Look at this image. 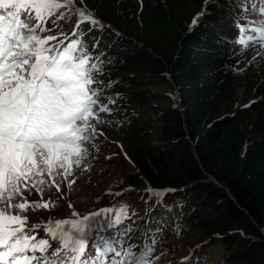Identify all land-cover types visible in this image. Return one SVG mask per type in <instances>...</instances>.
Instances as JSON below:
<instances>
[{"label": "trees", "instance_id": "16d2710c", "mask_svg": "<svg viewBox=\"0 0 264 264\" xmlns=\"http://www.w3.org/2000/svg\"><path fill=\"white\" fill-rule=\"evenodd\" d=\"M189 1L85 0L104 26L91 36L101 41L111 82L103 102L117 100L108 126L151 188L187 199L182 230L193 223L213 235L225 264H264V60L233 44L234 18L223 10L244 12L241 0L205 4L191 28ZM237 89L250 100L233 112ZM118 233L112 241L126 246L129 235Z\"/></svg>", "mask_w": 264, "mask_h": 264}, {"label": "snow or ice", "instance_id": "6c2138e0", "mask_svg": "<svg viewBox=\"0 0 264 264\" xmlns=\"http://www.w3.org/2000/svg\"><path fill=\"white\" fill-rule=\"evenodd\" d=\"M237 6H243L239 19L245 22L235 25L233 44L264 60V0L259 7L251 0L255 19L249 18L248 0ZM203 14L197 13L190 28ZM103 27L85 0H0V264H154L153 257L160 258V238L151 230L143 245L103 236L99 243L90 241L93 231L99 235L105 226L130 219L126 204L78 219L50 218L43 225L30 224L27 215L55 207L43 201L45 189L60 192L64 183L70 188L75 170H90L91 148L104 135L101 126L112 123L106 117L117 100L108 96L103 102L111 82H104L101 41L91 36ZM146 191L157 198L166 194ZM34 192L43 202L30 199ZM130 231L126 227L122 235Z\"/></svg>", "mask_w": 264, "mask_h": 264}, {"label": "rangeland", "instance_id": "374dc122", "mask_svg": "<svg viewBox=\"0 0 264 264\" xmlns=\"http://www.w3.org/2000/svg\"><path fill=\"white\" fill-rule=\"evenodd\" d=\"M201 2V0H192L188 3L191 23L197 13L205 9V2ZM208 3L216 4L215 0H209ZM256 3L259 7V0H256ZM240 4L242 5V3ZM230 10L229 12L225 8L223 12L234 18L232 28H235L238 33L235 25L237 22H245L239 19L244 12L237 14L235 13L236 9ZM248 15L250 19L256 18V14L251 13L250 6ZM201 17L198 21L201 20ZM229 20L231 22L232 19ZM260 85H264V78ZM248 100H250V95H247L243 89H237L235 106L232 111L238 110ZM101 127L104 135L99 136L95 140L96 147L91 148V156L88 162L90 170L84 171L83 167L75 170L74 175L69 177L70 180H75L70 188L67 183H64L61 185L60 192L54 188L45 189L43 201L54 203L55 207L50 210L42 208L30 210L27 213L29 223L43 225L50 218L78 219L102 208H118L121 204L126 203L129 214L135 212L138 213V216L129 215L130 219L125 220L123 224L115 225L113 229L117 232L119 230L117 236H124L122 235L123 230L126 227L131 228V231L127 233L129 235L127 244L132 242L135 245H143L146 243L145 234L149 233V230H151V234L157 235L160 242L155 246V254L160 258L157 261L154 256V264H225L226 250L223 246L214 245L215 243L212 242L213 235H209L204 230L196 229L193 223L182 230L180 220L186 223V219L190 215L187 211L189 207L186 205L187 199L184 201L176 189L164 190L166 194L174 195V201L168 203L169 206L174 207L173 214H166L169 206L159 201L162 198L149 196L147 193L146 189L151 186L137 167L132 155L133 150L124 142L122 135L112 126ZM115 193H122V195L117 196ZM30 199L41 201L40 195L35 192ZM69 204H72L73 208L70 209ZM163 207L168 208L164 209ZM72 211L78 212L79 216L72 217ZM111 229L105 226L99 235L97 231H93L89 237L90 241L99 243L100 236L108 240ZM43 235L42 230L39 231V236L42 237ZM133 238L135 239L133 240ZM122 243L125 245L126 242ZM204 243L209 245L208 249L203 248Z\"/></svg>", "mask_w": 264, "mask_h": 264}, {"label": "bare ground", "instance_id": "6f19581e", "mask_svg": "<svg viewBox=\"0 0 264 264\" xmlns=\"http://www.w3.org/2000/svg\"><path fill=\"white\" fill-rule=\"evenodd\" d=\"M124 201V200H123ZM123 201H120V202H123ZM126 204V203H125ZM103 207V206H102ZM129 215H131L132 216V214H129ZM119 231V230H118ZM116 233H117V230H114L113 228L111 229V231L109 232V238H108V240L109 241H112V237L114 236V235H116Z\"/></svg>", "mask_w": 264, "mask_h": 264}]
</instances>
